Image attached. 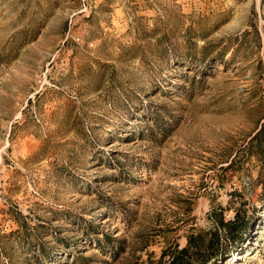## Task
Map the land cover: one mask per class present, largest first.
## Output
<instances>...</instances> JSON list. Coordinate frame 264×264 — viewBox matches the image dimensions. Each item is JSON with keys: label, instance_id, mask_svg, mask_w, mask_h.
<instances>
[{"label": "rangeland", "instance_id": "rangeland-1", "mask_svg": "<svg viewBox=\"0 0 264 264\" xmlns=\"http://www.w3.org/2000/svg\"><path fill=\"white\" fill-rule=\"evenodd\" d=\"M262 123L264 0H0V264H264Z\"/></svg>", "mask_w": 264, "mask_h": 264}, {"label": "trees", "instance_id": "trees-1", "mask_svg": "<svg viewBox=\"0 0 264 264\" xmlns=\"http://www.w3.org/2000/svg\"><path fill=\"white\" fill-rule=\"evenodd\" d=\"M248 147L251 143L261 150L264 145V124L255 131L248 140ZM218 212V213H217ZM214 226L208 229L191 227L185 234L186 243L179 247L177 242L168 244L154 264H214L224 256L230 255L232 248L239 242L240 233L245 230L246 224L238 216L234 220H225L222 211H213ZM22 225H19L21 227ZM21 229L15 231L2 232L0 234V252L4 251V238H9L15 233H20ZM106 248L109 251L118 252L112 245L116 239L110 234H104Z\"/></svg>", "mask_w": 264, "mask_h": 264}]
</instances>
